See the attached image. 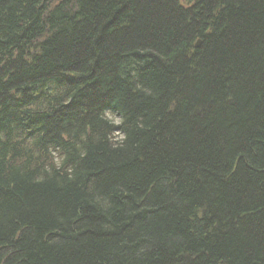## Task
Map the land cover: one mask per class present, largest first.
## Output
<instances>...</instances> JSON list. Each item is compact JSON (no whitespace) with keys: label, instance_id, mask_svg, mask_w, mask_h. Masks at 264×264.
I'll return each mask as SVG.
<instances>
[{"label":"trees","instance_id":"obj_1","mask_svg":"<svg viewBox=\"0 0 264 264\" xmlns=\"http://www.w3.org/2000/svg\"><path fill=\"white\" fill-rule=\"evenodd\" d=\"M0 264H264V0H0Z\"/></svg>","mask_w":264,"mask_h":264},{"label":"water","instance_id":"obj_2","mask_svg":"<svg viewBox=\"0 0 264 264\" xmlns=\"http://www.w3.org/2000/svg\"><path fill=\"white\" fill-rule=\"evenodd\" d=\"M200 45V43H198L197 45H196V47H198Z\"/></svg>","mask_w":264,"mask_h":264},{"label":"rangeland","instance_id":"obj_3","mask_svg":"<svg viewBox=\"0 0 264 264\" xmlns=\"http://www.w3.org/2000/svg\"><path fill=\"white\" fill-rule=\"evenodd\" d=\"M113 119H115V118H113ZM115 122H118V120L116 119Z\"/></svg>","mask_w":264,"mask_h":264}]
</instances>
